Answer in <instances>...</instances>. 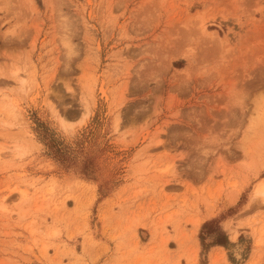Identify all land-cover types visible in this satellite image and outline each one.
Here are the masks:
<instances>
[{
    "label": "rangeland",
    "instance_id": "1",
    "mask_svg": "<svg viewBox=\"0 0 264 264\" xmlns=\"http://www.w3.org/2000/svg\"><path fill=\"white\" fill-rule=\"evenodd\" d=\"M263 178L264 0H0V264H264Z\"/></svg>",
    "mask_w": 264,
    "mask_h": 264
},
{
    "label": "trees",
    "instance_id": "2",
    "mask_svg": "<svg viewBox=\"0 0 264 264\" xmlns=\"http://www.w3.org/2000/svg\"><path fill=\"white\" fill-rule=\"evenodd\" d=\"M215 222V218H212L210 220H207L205 222L202 223L201 225V229L199 232V239L201 242V246H202V253H204L206 250H208L207 247H210L212 245H222V246H227L229 244L228 238L226 233L220 228L217 227V237L215 239H213L210 243L206 244L204 242V231H212L214 229V227H212V224Z\"/></svg>",
    "mask_w": 264,
    "mask_h": 264
},
{
    "label": "bare ground",
    "instance_id": "3",
    "mask_svg": "<svg viewBox=\"0 0 264 264\" xmlns=\"http://www.w3.org/2000/svg\"><path fill=\"white\" fill-rule=\"evenodd\" d=\"M258 118V117H257ZM253 127V129L252 130H254V132H263V128H262V121H261V119H259L257 122H255V124L252 126ZM264 179V178H263ZM261 183H262V181H260L259 182V184L257 185V187H256V189H255V192H257L258 190H259V186L261 185ZM24 191V190H23ZM20 194L21 195H24L23 194V192H20ZM26 196V195H25ZM5 199H6V197H5ZM4 198H2V200H1V205L3 206H5L6 204V200H5ZM233 235L231 236L230 235V237L232 238V239H234L235 237H236V234L235 233H232Z\"/></svg>",
    "mask_w": 264,
    "mask_h": 264
},
{
    "label": "crops",
    "instance_id": "4",
    "mask_svg": "<svg viewBox=\"0 0 264 264\" xmlns=\"http://www.w3.org/2000/svg\"><path fill=\"white\" fill-rule=\"evenodd\" d=\"M211 216H212V215L207 214V213L203 210V208L201 209V214H200V220H201V221L206 220V219H209ZM195 231H196V232L198 231V227L195 228ZM228 238H229V237H228ZM229 240H230V239H229ZM230 241H231V240H230ZM219 248H221V249L223 250V246H221V245H214V246H211V248H210V250H209V253H210L211 251H213V252H221V251H220L221 249H219ZM247 260H249V258H247V259L245 260V262H242L241 264L246 263Z\"/></svg>",
    "mask_w": 264,
    "mask_h": 264
}]
</instances>
